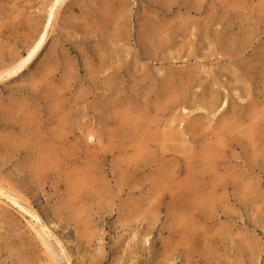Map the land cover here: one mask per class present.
I'll return each mask as SVG.
<instances>
[{"label": "rangeland", "instance_id": "rangeland-1", "mask_svg": "<svg viewBox=\"0 0 264 264\" xmlns=\"http://www.w3.org/2000/svg\"><path fill=\"white\" fill-rule=\"evenodd\" d=\"M62 1L0 0V71L53 12L0 78V264H264V0Z\"/></svg>", "mask_w": 264, "mask_h": 264}, {"label": "bare ground", "instance_id": "bare-ground-1", "mask_svg": "<svg viewBox=\"0 0 264 264\" xmlns=\"http://www.w3.org/2000/svg\"><path fill=\"white\" fill-rule=\"evenodd\" d=\"M61 2H63L62 0H55V4H60ZM54 4V5H55ZM56 6V5H55ZM54 7V6H52ZM119 15V14H118ZM156 18V17H155ZM53 19V12L50 13L47 17V20H46V24H45V27L44 29L42 30V32L39 34V36L35 39V41L33 42V44L27 49L26 53L19 57L17 60H15V62L11 65H9L7 68L3 69L2 71H0V78H2L4 75L7 77L9 76H14L16 75L18 72H20L21 70H23L25 68V66L37 55L38 51L41 49V47L43 46L46 38H47V28L49 27V25L51 24V20ZM116 24V23H115ZM96 31V30H95ZM116 54V53H115ZM100 59V58H99ZM102 60V59H101ZM101 70V69H100ZM167 82V81H166ZM167 86V87H165ZM164 91H168V89L170 88L169 87V84L168 85H164ZM171 98V97H170ZM223 99V98H222ZM214 100V99H213ZM213 104V103H212ZM225 104V102L223 103ZM222 105V104H221ZM201 110L203 108H200ZM182 112H191L189 109H186L185 107L182 108ZM193 112V111H192ZM132 114V113H131ZM29 116V115H28ZM131 119V117H130ZM92 137V136H91ZM104 157H106V155H104ZM39 160V159H38ZM207 160V159H206ZM208 161V160H207ZM204 168V167H203ZM210 169V168H209ZM168 177V176H167ZM221 178V177H220ZM193 179V178H192ZM192 181V180H191ZM122 183V178L119 180V184ZM77 185V184H76ZM74 184V186L71 187V191H70V198H72V196H78L76 195L77 193V185L76 186ZM102 185V184H101ZM188 185V184H187ZM1 186V185H0ZM81 186V185H80ZM153 189L156 188V186H152ZM1 188V187H0ZM246 188V187H245ZM5 189V188H4ZM108 189V188H107ZM103 190H106V186L103 187L101 191ZM109 191V190H108ZM156 192V190H155ZM106 193V192H105ZM9 194V193H8ZM156 196V194H155ZM6 197H11V194L10 195H6ZM154 197V196H153ZM204 197V196H203ZM215 197V196H214ZM15 197H13V199L11 198V200L15 203H17L16 199H14ZM18 198V197H17ZM209 198V197H208ZM71 201V200H70ZM210 201V200H209ZM207 203V202H206ZM197 204V203H196ZM202 204V203H201ZM205 204V203H204ZM181 205V204H180ZM20 206V205H19ZM183 206V205H182ZM181 206V207H182ZM194 206H197V205H191V207H194ZM212 206V205H211ZM22 207V206H21ZM142 207V202H135V204L133 206H131V211L135 212V213H138L140 211ZM185 207V206H184ZM199 207V206H197ZM207 207H208V203H207ZM76 210H74L75 213H78L79 209L78 208H75ZM201 209V208H200ZM132 212V213H133ZM31 213V212H30ZM138 215V214H137ZM186 220V219H185ZM186 228V227H185Z\"/></svg>", "mask_w": 264, "mask_h": 264}]
</instances>
